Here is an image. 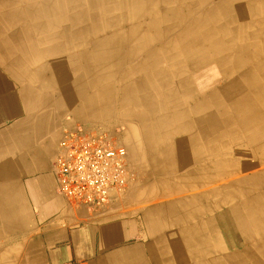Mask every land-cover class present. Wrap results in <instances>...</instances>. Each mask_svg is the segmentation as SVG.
Returning a JSON list of instances; mask_svg holds the SVG:
<instances>
[{"label": "bare ground", "instance_id": "bare-ground-1", "mask_svg": "<svg viewBox=\"0 0 264 264\" xmlns=\"http://www.w3.org/2000/svg\"><path fill=\"white\" fill-rule=\"evenodd\" d=\"M126 44L154 47L158 58L143 59L137 74L144 82L122 88L124 97L150 93L152 85L158 93L171 79H195L211 63L225 81L221 89L213 88L223 102L215 96L196 100L190 77L174 84L179 93H188L190 111L200 118L188 122V241L171 243L165 254L172 258L162 264H264V0H0V63L13 78V67L29 59L24 48L45 47L50 54L83 50L64 64L104 66L108 49ZM153 109L165 110L161 104ZM153 125L157 135L152 129L153 134H140L146 154L171 155L174 150L148 144L168 137L167 128Z\"/></svg>", "mask_w": 264, "mask_h": 264}, {"label": "crops", "instance_id": "crops-1", "mask_svg": "<svg viewBox=\"0 0 264 264\" xmlns=\"http://www.w3.org/2000/svg\"><path fill=\"white\" fill-rule=\"evenodd\" d=\"M140 48L111 46L104 66L80 60L76 65L64 64L65 58L83 50L50 54L45 47L24 48L30 56L13 67L14 78L0 63V264H162L172 258L165 254L171 243L188 241V141L192 139L188 122L200 116L190 111L188 93H179L174 84L189 80L190 75L169 80L158 93L152 85L150 93L142 90L124 97L122 88L144 82L137 74L143 59L158 58L154 47ZM180 62L188 69L187 62ZM203 71L195 79L190 77L196 83V100L215 96L223 102V94L213 89H221L225 82L216 65L211 63ZM103 88L112 92L102 95ZM156 104L165 110L153 109ZM156 121L168 129L163 132L168 137L148 144L160 145V151L174 150L171 155L146 154L147 142L140 134L157 135ZM168 121L172 123L164 124ZM76 127L106 133L126 150L131 166L127 188L112 192L107 205L96 212L56 193L53 163L59 141L65 129Z\"/></svg>", "mask_w": 264, "mask_h": 264}, {"label": "built area", "instance_id": "built-area-1", "mask_svg": "<svg viewBox=\"0 0 264 264\" xmlns=\"http://www.w3.org/2000/svg\"><path fill=\"white\" fill-rule=\"evenodd\" d=\"M53 163L56 193L69 203L96 212L112 192L131 181L126 150L102 131L65 129Z\"/></svg>", "mask_w": 264, "mask_h": 264}]
</instances>
